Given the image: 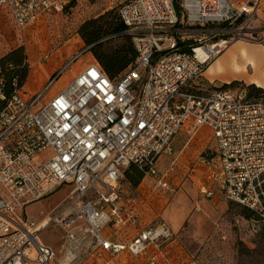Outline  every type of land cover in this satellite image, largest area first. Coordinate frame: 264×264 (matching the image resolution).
Listing matches in <instances>:
<instances>
[{"label":"built area","instance_id":"obj_1","mask_svg":"<svg viewBox=\"0 0 264 264\" xmlns=\"http://www.w3.org/2000/svg\"><path fill=\"white\" fill-rule=\"evenodd\" d=\"M264 0H128L119 14L123 34L137 50L133 64L110 78L87 61L45 104V93L82 49L51 76L39 92L25 97L16 88L0 111V264H88L92 257L126 252L124 264H174L162 254L174 232L164 220L129 240L122 228L137 224L135 206L126 207L124 171L135 165L159 177L156 186L173 190L158 160L184 124L206 125L216 139L212 173L218 192L264 218V90L246 86L192 85L238 40L264 42L254 24ZM21 28L64 8L61 0H0ZM259 37L257 38V36ZM0 95L4 98V95ZM50 148L47 160L39 159ZM67 196L40 220H24L18 209L62 187ZM131 196L128 202L134 203ZM60 232V258L40 233Z\"/></svg>","mask_w":264,"mask_h":264},{"label":"rangeland","instance_id":"obj_2","mask_svg":"<svg viewBox=\"0 0 264 264\" xmlns=\"http://www.w3.org/2000/svg\"><path fill=\"white\" fill-rule=\"evenodd\" d=\"M127 1L61 0L64 5L61 11L45 14L23 28L15 24L6 9L1 8L0 57L18 46H24L28 55L33 56V58L42 62L57 58V60H61L60 64L63 65L87 47L79 34V27L82 23L113 7L120 10L122 4ZM263 49L264 44L261 46L249 45L244 42L231 44L212 65L214 72H208L207 76L210 79L213 77L222 79L223 77H231L236 71H240L250 74L249 78L255 83L264 85V67L255 66V55ZM91 60H94V56L87 49L61 73L45 93L40 104H45L62 90L82 66ZM249 64L251 66L248 67ZM61 65L57 66L58 69L61 68ZM242 78L247 79L248 77ZM236 81L247 84L241 80ZM196 82L199 85H192L190 88L192 91H198L199 88L212 90V88L224 83L219 80L209 82L205 78ZM25 92L30 93L29 88H26ZM51 155L52 151L48 148L40 154L39 159L47 160ZM175 155H179L181 160V165L178 167L176 165V168H178L177 173L182 176L186 171L185 165L189 164H185L186 153L183 152L182 146L177 148L173 146L172 154H162L158 162L159 169L167 170ZM188 162L191 163V161ZM213 171L214 168L206 174L199 171L198 175L201 179L196 186L190 178L187 180L188 178L185 176L181 184L177 185V188L174 187L175 190L169 192L163 188H157L165 191L168 197V202L164 208L170 207L171 210H176L178 207V209H183L186 215L182 228L174 233L173 239L162 247V254L174 264H264V240L259 235L260 222L255 219L244 218L242 206L229 201L221 192L217 191L210 198L202 194L201 190L204 186L215 189L216 185L211 178ZM124 177L125 175L121 179L123 187L132 191V186L125 181ZM147 180L154 187L156 178L147 175ZM67 190L62 186L42 199L18 209L17 213L24 220H40L63 201L67 196ZM158 220L165 221L166 219L161 216L150 225L155 224ZM40 237L43 242L53 247L57 258H60L59 250L63 241L60 232H51L47 229L40 233ZM238 241H242L247 247L242 253L237 247Z\"/></svg>","mask_w":264,"mask_h":264},{"label":"crops","instance_id":"obj_3","mask_svg":"<svg viewBox=\"0 0 264 264\" xmlns=\"http://www.w3.org/2000/svg\"><path fill=\"white\" fill-rule=\"evenodd\" d=\"M232 1L239 3L245 0H232ZM261 16H262V21L255 23L254 26L259 28L260 32L264 34V2L261 7ZM236 42H244L249 45L254 44L257 46H261L264 44V42L261 43V42L247 41V40H238ZM218 57L208 66L202 78H205L209 82H214L215 80H219L220 82H224V83H230L232 81L241 80L246 82L247 84H255L259 87L264 88V85L255 83L254 80H251L249 78L250 74H247L246 72L236 71L234 75L228 78L221 77L222 79H219L220 77H213L212 79H210L207 76L208 75L207 73L213 71L212 65L218 59ZM28 62L30 64L29 74L24 86L21 88L25 97L33 95L39 92L40 90H42L43 87L48 82V80L51 78V76L57 71L58 69L57 66L61 65L60 64L61 60H57V58L53 60H48L46 62H42L37 58H33V56L30 55H28ZM247 66L249 67L251 65L249 64ZM255 66L264 67V49L261 52L257 53V55H255ZM242 77L245 78L248 77V78L244 79ZM193 85H199V83L195 82ZM26 88L27 89L29 88L30 93H26L27 91L25 92ZM171 146L172 148L173 146L174 148L182 146L183 152L186 153L185 164L189 163L188 165H185L186 171L181 176V174L177 173L178 168H176V165L177 167L181 165V160L179 158V155H175V157L172 158L173 160L172 163L174 164V170L169 172L167 175H165L164 180L170 183L173 190H175L174 187L177 188V185L179 186L181 184V181L184 180L185 176H187L186 177L188 178L187 180H189L190 178L194 182L193 184L196 186L197 182L201 179V177L198 175L199 171L205 172L206 174L208 173V171L213 170L214 168L213 162L216 161V156H215L216 139L212 129L209 128L208 126L195 125L191 120L188 121L186 124L183 125L181 130L174 136L171 142ZM161 156L159 159H161ZM188 161H191V163ZM155 178L157 182V179L159 177H155ZM156 182L154 184V187H152L150 181L147 180V175H145L143 180L136 187H132L133 188L132 191L128 189L126 190L123 187L124 192L128 196V198L125 199L126 207L132 205L135 206L140 216L139 222L137 224H130L122 228L121 234L124 240L131 239L141 229L149 226L156 218L159 219L161 216L164 219H166L165 221L170 225L174 233H176L182 228L186 219L184 210L178 209V207L176 208V210L174 209L171 210L170 207L164 208V206L168 202V197L165 194L166 190L161 191L157 189L159 187L156 186ZM167 191L170 192L172 190H167ZM131 196L136 197V201L134 203L128 202V199ZM130 258H131L130 255L124 252L116 256L115 258L111 259L109 258L106 252H103L101 258L92 257L87 262L88 264H124Z\"/></svg>","mask_w":264,"mask_h":264},{"label":"trees","instance_id":"obj_4","mask_svg":"<svg viewBox=\"0 0 264 264\" xmlns=\"http://www.w3.org/2000/svg\"><path fill=\"white\" fill-rule=\"evenodd\" d=\"M181 1L174 0L175 8L179 16L183 12ZM125 27L119 10L116 7L86 20L79 27V34L87 47H89L88 50L94 56V60L113 79L128 70L137 56V50L132 37L123 34ZM29 70L30 64L24 46H18L0 57V91L4 95V98H0V111L16 88H22L24 86ZM244 85L255 92L264 90V88L256 86L255 84H243L239 81L222 83L212 89L236 88ZM124 175L125 181L132 187H136L145 176L144 172L135 165H130L124 171ZM237 205L242 206L240 204ZM242 215L244 218L255 219L260 222L259 235L264 240V218L245 206H242ZM237 247L241 253L247 248L242 241H238Z\"/></svg>","mask_w":264,"mask_h":264},{"label":"water","instance_id":"obj_5","mask_svg":"<svg viewBox=\"0 0 264 264\" xmlns=\"http://www.w3.org/2000/svg\"><path fill=\"white\" fill-rule=\"evenodd\" d=\"M86 49H89V47H87Z\"/></svg>","mask_w":264,"mask_h":264},{"label":"bare ground","instance_id":"obj_6","mask_svg":"<svg viewBox=\"0 0 264 264\" xmlns=\"http://www.w3.org/2000/svg\"><path fill=\"white\" fill-rule=\"evenodd\" d=\"M83 67V66H82Z\"/></svg>","mask_w":264,"mask_h":264}]
</instances>
